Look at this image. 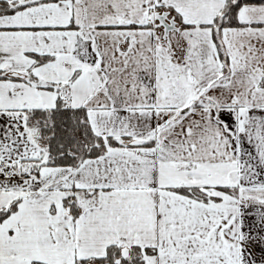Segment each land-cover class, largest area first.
Listing matches in <instances>:
<instances>
[{
    "label": "snow or ice",
    "instance_id": "obj_1",
    "mask_svg": "<svg viewBox=\"0 0 264 264\" xmlns=\"http://www.w3.org/2000/svg\"><path fill=\"white\" fill-rule=\"evenodd\" d=\"M0 264H264V0H0Z\"/></svg>",
    "mask_w": 264,
    "mask_h": 264
}]
</instances>
